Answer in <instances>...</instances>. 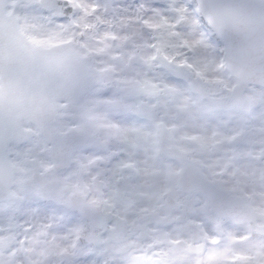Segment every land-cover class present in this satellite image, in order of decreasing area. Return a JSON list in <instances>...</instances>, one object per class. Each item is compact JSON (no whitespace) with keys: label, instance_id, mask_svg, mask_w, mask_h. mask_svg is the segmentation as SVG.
Masks as SVG:
<instances>
[{"label":"snow or ice","instance_id":"snow-or-ice-1","mask_svg":"<svg viewBox=\"0 0 264 264\" xmlns=\"http://www.w3.org/2000/svg\"><path fill=\"white\" fill-rule=\"evenodd\" d=\"M0 264H264V0H0Z\"/></svg>","mask_w":264,"mask_h":264}]
</instances>
